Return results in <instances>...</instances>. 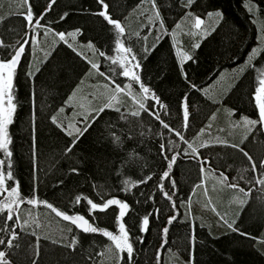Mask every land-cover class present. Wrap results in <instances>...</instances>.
Masks as SVG:
<instances>
[{
  "label": "trees",
  "instance_id": "16d2710c",
  "mask_svg": "<svg viewBox=\"0 0 264 264\" xmlns=\"http://www.w3.org/2000/svg\"><path fill=\"white\" fill-rule=\"evenodd\" d=\"M143 1L104 3L111 19L124 27L119 40L131 49L140 65V81L155 99L139 111V116L104 108L74 137L57 123V114L89 73L91 64L82 51L62 40L52 45L42 62H29V40L35 33L32 25L38 21L40 31L76 32L77 44H91L96 50L101 73L123 83L126 77L121 66L111 60L117 30L98 15L104 10L98 0H27L25 6L16 0H0L2 58L10 61L26 42L14 69L11 156L7 161L0 150V160L4 161L0 174L4 171L8 185L18 184L22 199L36 198L45 207L51 204L68 215L83 216L98 229L84 232L50 208L66 227V239L57 241L38 236L14 216L5 223L8 213L4 211L0 213V240L4 241L0 251L5 256L0 264H106L105 254L113 240L103 232L119 236L120 223L133 247L130 264H264V184L259 182L264 171L263 126L257 123L240 142H210L198 146L196 152L188 146L203 133L220 107L231 110L237 118L259 120L254 99L259 87L258 66L262 65L259 58L239 73L229 92L220 98L222 103L207 88L224 71L243 65L258 44L264 28L260 30L255 16L264 21V0H194L187 6L185 0H154L167 29L189 17L213 23L197 43L199 47L186 43L191 59L183 67L169 34L159 36L154 30L138 33L137 25H131L133 10ZM29 6L31 23L25 18ZM185 98L189 113L186 122ZM176 132L189 142L185 144L182 139L172 149V142L179 138ZM69 146L70 152L66 151ZM240 149L252 157L255 170ZM173 156L175 163L169 169ZM202 161L208 162L203 165L205 169L223 174L228 184L237 185L234 189L247 193L241 211L229 214L230 224L222 220L217 227L190 212L189 200L202 179ZM9 166L11 178L7 176ZM165 171L169 177L162 179ZM170 181L175 182V188ZM77 196L81 198L79 203ZM222 196L219 193L214 200L217 208L230 213L235 207L217 204ZM85 198L97 205L114 198L126 202L129 208L122 218L117 205L90 214ZM145 216L149 217L147 231H143ZM164 228L168 229L166 234ZM109 264H129L127 251H115Z\"/></svg>",
  "mask_w": 264,
  "mask_h": 264
},
{
  "label": "rangeland",
  "instance_id": "374dc122",
  "mask_svg": "<svg viewBox=\"0 0 264 264\" xmlns=\"http://www.w3.org/2000/svg\"><path fill=\"white\" fill-rule=\"evenodd\" d=\"M16 1H19L20 5L22 4V6H25L24 0ZM157 13H159V16H157ZM132 15L133 19L131 21V25H137L136 31L138 33L142 30H154L159 36H162L164 34H169L171 36L179 57L181 67H183V63L188 60L185 59V57L190 56L185 48L186 43L193 46L198 45L197 43L209 33L213 24H209L204 19H202L204 23L199 29H197L194 26L196 17H189L184 20L178 21L172 28L167 29L166 25L163 23L162 17L155 2L153 3V0H144L133 10ZM256 17L257 15L255 16V20L258 21L259 28L260 30H262L264 28V21L259 19V17ZM133 26L131 27L133 28ZM32 27L35 33L29 40L28 59L29 62L37 64L38 62H42L48 56V54L45 55L47 51L55 42L60 40L58 36V34L60 33H56L51 29L46 28H42L43 31L42 29L40 31L39 29L41 27L38 21H36L32 25ZM63 34L65 36L64 42L70 43L78 50L82 51L91 64L89 73L74 88L65 104L58 111L57 123L63 129H67V133H72L71 135L74 137L80 135L84 128L90 123L94 115L101 111V109L116 108L122 110L123 112L133 113L142 109L140 107L141 103L144 105L143 108H147L148 103L155 99L154 95L150 91L148 94H144L142 88H140L139 86V83H141V81L138 83L131 78V75L129 77H126V80L123 81V83H118L112 80V78L103 75V73H101L99 69L98 54L93 46L91 44L79 45L80 43L77 44V35H75V37H72L69 34ZM25 43L26 42L22 44L24 47ZM120 43L124 45L121 39ZM124 48L127 49L125 45ZM263 54L264 33L263 35H261L258 44L255 48H253L251 54L247 57L245 63L243 64H246L247 66L241 65L238 68L224 71L210 86H208L207 92L215 99H217L220 103V98L222 96H225L229 92V88L232 84L235 83L239 73L245 71L248 66L252 65V63H254L258 58V63L262 62V65L258 66L259 81L261 79H264ZM111 60H115L119 65L120 62L123 61V67H121L122 73L125 68H127L130 73L134 72L139 76L140 65L139 68H136L135 64L138 62L136 60H132L131 53L119 50L118 44L116 45V49ZM0 62H8L2 58L1 53ZM92 64H96L98 66V69L92 68ZM8 71L9 70L6 68H0V77H2L5 81L7 80ZM117 85L120 86L123 91H117ZM10 94L12 98L11 103L12 105H14V111H12L11 113L12 123L15 112L14 70L12 73ZM113 97H115V99H113ZM0 107H3L5 110L8 109L9 104L7 94L4 95L3 104L0 105ZM220 108L221 109H219L217 113L211 116L210 122L205 130H203V133H201L194 142L189 143L192 145L191 149H195V152L197 151L198 146L205 145L210 142L231 143V141L234 140H236L237 142L243 141L247 138L254 126L257 125L246 123V120L256 119H250L246 117L237 118L233 116L232 111L226 109V107ZM11 123L7 125V134L9 140L11 138ZM76 129H79L80 131L77 132ZM183 139L185 140L184 142L181 141V136H179V138H177V141L172 142V149L174 147H177L180 142H183L185 144H187L186 142H189L188 139ZM0 150L4 154L5 159L8 161L10 157L7 156V152L3 149ZM7 151H10V143L8 145ZM203 168L204 170L202 171L201 182L195 187V191L191 199L189 200L190 212L195 217L206 220L208 223L213 224L217 227H221L222 220L225 221L226 225L230 224L231 215L235 212H240V206L243 207L246 203V193L240 191L239 189L229 187L230 184H228L226 180H223V177L220 173H217L210 169H205L204 166ZM1 174L4 175L5 183L4 185H0V193H3L0 205H2L3 203H8L10 199L23 200V203L18 202V204L12 206V216L16 217L23 226L28 227L30 230L37 233L38 236H46L53 240L64 241L66 239V227L61 220L53 215L50 208L45 207V205L39 202V200H37L36 198H33L38 202L36 204H30L27 202L28 200L22 199L19 193L18 184L16 182H13L11 185H8L5 179L4 171H2ZM261 180H264V171L261 172L259 182ZM13 187H16L17 189V192L19 194L18 198L15 195L9 198L7 196V193L4 192L5 188L10 190ZM219 193L223 194L222 198L217 201L219 207H230L229 209L235 207L230 213L228 210H219L217 208L214 200H216L217 194ZM5 211L8 213L7 210ZM121 235L122 233L119 236ZM118 250L119 249L115 247V242L113 241V246L105 254L106 264H109L110 261L114 259V253Z\"/></svg>",
  "mask_w": 264,
  "mask_h": 264
},
{
  "label": "snow or ice",
  "instance_id": "6c2138e0",
  "mask_svg": "<svg viewBox=\"0 0 264 264\" xmlns=\"http://www.w3.org/2000/svg\"><path fill=\"white\" fill-rule=\"evenodd\" d=\"M24 2H25V4H27V0H24ZM51 2L54 3L55 0H51ZM185 2H186V6H187V5H190L191 3H193L194 0H185ZM98 3L101 4L102 8L104 9V10L100 11L98 13V15L103 16L107 20V22L109 24H111V25H114L115 30H117V44L119 45V50H123V51H126V52L130 53L131 49H125L124 45L122 43H120V40H119V35L123 34L124 31H125L124 27H122V25L118 21L112 20L111 17L107 14L106 10L108 8V5L106 3H104V0H98ZM153 3H154V0H153ZM209 15H211V14H209ZM157 16H159V13H157ZM25 18H26V20L29 23H31L33 17H32V15L30 13V6H29V12L26 14ZM203 23H204V21L202 19H200L199 17H196L194 26L197 29H199ZM161 25H162V21H161ZM177 27H179V26H177ZM69 35L72 36V37H75L76 32L69 33ZM58 36H59L60 40H62V41L65 40V36H64L63 33L58 34ZM0 46H3V42L2 41H0ZM196 47H199V45H196ZM24 51H25V48L22 45L14 52V54L12 55V58H11L10 61H8L6 63L5 62H0V68H6V69L9 70L6 81L2 77H0V105L3 104V99H4V95L5 94L8 95V104H9V107H8L7 110H5L3 107H0V149L5 150L7 152V156H9V157L11 156V152L7 151L8 145L10 143V140L8 139V134H7V125L9 123H11V113H12V111H14V105H12V103H11V99L12 98H11V94H10L11 79H12L13 70L15 69L16 65L18 64V62L20 60V57L24 53ZM100 55H104V53H100ZM185 59H191V57L190 56H186ZM132 60L133 61L135 60V56H132ZM112 62L114 64L116 63L115 60H113ZM120 66L123 67V61L120 62ZM135 67L139 68V63H136ZM92 68H97L98 69V66L96 64H92ZM122 75L125 76V77H129L131 75V78L133 80L137 81L138 83L140 82V77L138 75H136L134 72L130 73L127 68H125V70L123 71ZM259 84H260V87L256 90V95L254 97L256 103L258 104L259 120L258 121L257 120H246V123H248V124H257V123H259L261 126H264V79H261L259 81ZM139 86H140V88H142V91H143L144 94H148L149 93L150 90L147 87H145L142 83H139ZM193 87H195V86H193ZM116 90L117 91H123V89H121L120 86H118V85L116 86ZM113 99H115V97H113ZM157 103H159L158 100H157ZM140 107L143 108L144 105L141 103ZM161 107H163V105H161ZM101 111H103V109H101ZM152 114L156 115V118L159 119V116L155 112H153ZM132 115L139 116L140 112L139 111L133 112ZM188 115H189V113H188V107H187V98H185L184 103H183V117H184L185 122L188 119ZM52 119H53V122L55 123L56 122V118L53 117ZM164 127L167 128L168 125L165 124ZM64 130L67 131V129H64ZM76 131L79 132L80 130L76 129ZM68 134L71 135L72 133H68ZM176 135L180 136L181 134L179 132H176ZM181 139H183L182 136H181ZM188 146H189V148L192 147L191 144H189ZM71 147L72 146H69V148L66 149V151L70 152L71 151ZM232 147L239 148L238 145H232ZM161 148L163 149V145L161 146ZM240 151L243 152V149H240ZM193 152H195V149H193ZM243 154L252 163V169L255 170L256 166H255V162L252 161V157L249 156L247 152H243ZM165 159H167V157H165ZM175 159H176V157L173 156L172 160L168 163V168L169 169H171L172 164L175 163ZM207 163H208L207 161H202L201 171L204 170L203 165L207 164ZM0 164H4V161L0 160ZM261 166L264 167V161L261 162ZM73 171L75 172L76 170L73 169ZM7 176H8V178H11L10 166H9V171L7 173ZM221 176L223 177V180L227 179V177L223 176V174H221ZM168 177H169V172L165 171L163 173V175H162V179H166ZM150 178L151 177H149V179ZM142 182H146V181H142ZM170 182L172 183L173 188H175V182L174 181H170ZM4 183H5L4 175L0 174V185H4ZM260 183L264 184V180H261ZM229 187L235 188V187H237V185L230 184ZM240 191H243V189H240ZM4 192L7 193V196L9 198L13 197V195H15L17 198L19 196L16 187H13L10 190L5 188ZM0 195H3V193H0ZM163 195L167 199L171 200V197L168 195L167 192H163ZM80 199L81 198L79 196H77L76 197V202L79 203ZM85 199H86V202L90 205V214L94 210H98V209L99 210H106L109 206L117 205L119 207L118 215H119L120 218H122L126 214V211L129 208V206H128V204L126 202H121L118 199H114V198L113 199H108L102 205H97L92 200L87 199V198H85ZM18 202L19 203H23L24 201L23 200H18V199H10V201L8 203H3L2 205H0V213H3L5 210L8 211V215L5 218V223H7L8 221H12V219H13L12 206L18 204ZM27 202L30 203V204L38 203L35 199L28 200ZM46 206L48 208H51L56 213L57 216L62 217V219L65 220V221H70L72 224L77 225V227L81 228L84 232L95 233V232L98 231V229L96 227L91 226L89 224V222L83 216L68 215V214H66L64 212L58 211L57 209L53 208V206L51 204H47ZM173 206H175V205L173 204ZM173 219H175L174 216L170 217L168 222L171 223ZM148 224H149V217L145 216L143 218V231H147ZM229 227H231V225H229ZM167 231H168L167 228L163 229V232L165 234L167 233ZM119 232L122 233V235L119 236V237L116 236V235H113L112 233L107 232V231H104L103 235H105L107 237H110V239L115 242V247L117 249H119L121 252H123L125 250L127 251V254H128V257H129V264H130L132 253H133V247H132L131 243L128 242L129 241L128 233H127L123 223L119 224ZM12 238L13 239L16 238L15 232L12 233ZM3 243H4V241L0 240V244H3ZM69 246L70 247H74V244L73 245H69ZM4 256H5V253L0 251V261H3ZM4 264H6V262H4Z\"/></svg>",
  "mask_w": 264,
  "mask_h": 264
},
{
  "label": "water",
  "instance_id": "95a60500",
  "mask_svg": "<svg viewBox=\"0 0 264 264\" xmlns=\"http://www.w3.org/2000/svg\"><path fill=\"white\" fill-rule=\"evenodd\" d=\"M21 58V57H20ZM20 61V60H19ZM19 63V62H18Z\"/></svg>",
  "mask_w": 264,
  "mask_h": 264
}]
</instances>
